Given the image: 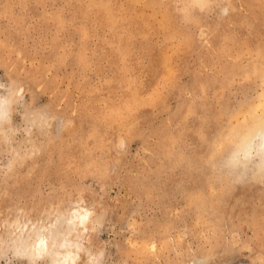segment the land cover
<instances>
[{"label":"rangeland","instance_id":"374dc122","mask_svg":"<svg viewBox=\"0 0 264 264\" xmlns=\"http://www.w3.org/2000/svg\"><path fill=\"white\" fill-rule=\"evenodd\" d=\"M6 98L0 264L80 199L86 264H264V0H0Z\"/></svg>","mask_w":264,"mask_h":264},{"label":"bare ground","instance_id":"6f19581e","mask_svg":"<svg viewBox=\"0 0 264 264\" xmlns=\"http://www.w3.org/2000/svg\"><path fill=\"white\" fill-rule=\"evenodd\" d=\"M0 103L5 106L6 112L2 110L5 115L12 99H2ZM95 209V206L90 207L84 199H80L75 200L70 208L49 213L41 220H24L12 225V236H15L16 241L15 253L23 255L28 264H37L39 261L43 264H82L80 243L84 242L88 225L94 220ZM61 218L64 222L56 227ZM19 231L23 234L20 238Z\"/></svg>","mask_w":264,"mask_h":264}]
</instances>
